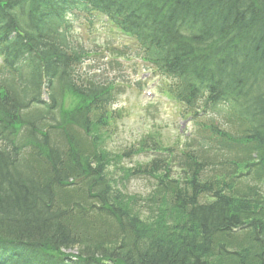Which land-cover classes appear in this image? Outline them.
<instances>
[{
	"label": "trees",
	"instance_id": "1",
	"mask_svg": "<svg viewBox=\"0 0 264 264\" xmlns=\"http://www.w3.org/2000/svg\"><path fill=\"white\" fill-rule=\"evenodd\" d=\"M103 19L137 42L160 88L184 109L206 94L205 105L241 115L238 135L213 122L199 129L203 158L163 147L156 134L113 153L106 141L116 86L84 83L72 33ZM0 59L8 76L0 136L29 127L19 147L0 138L9 148H0V264H264L263 198L233 191L214 172L235 144L250 149L245 165L264 152V0H0ZM45 86V124L29 123L22 112L41 104ZM56 116L63 152L42 133ZM26 145L30 165L19 161ZM151 151L148 164L130 170L156 180L157 213L144 218L114 174L129 175L122 162ZM75 248L77 256L62 251Z\"/></svg>",
	"mask_w": 264,
	"mask_h": 264
},
{
	"label": "rangeland",
	"instance_id": "2",
	"mask_svg": "<svg viewBox=\"0 0 264 264\" xmlns=\"http://www.w3.org/2000/svg\"><path fill=\"white\" fill-rule=\"evenodd\" d=\"M85 35L93 37V35H89V32L86 29ZM78 39L79 44L81 43L83 46L80 45L83 48L86 47V51L90 53V58H86L90 60L85 61L80 67L81 72L88 76V72L93 71L92 67H94L99 73L96 71L95 73H92V75L95 79L99 80L98 82L102 83V81L107 79V76H109V78L115 77V81H118L121 86L122 92L119 91V105L121 106L122 120H117L115 122L118 128L113 131L114 135L110 143V148L113 152L123 149L130 145L132 141L139 140L142 135L148 134L151 131L153 134L159 135L164 144L173 143L174 137L177 135H179L180 140H182V135L184 133H182L180 129L186 128L187 131H190L191 124L178 116V124L174 125L169 110L164 109L162 106L159 107L158 112L156 111L155 113L150 114L149 112L152 109L150 107L145 109L147 106L146 99L141 98L147 96L150 91L143 90V92L139 94V89L137 87L129 85L136 80L141 82L145 77H149L148 74H145L148 70L144 65L138 60L132 62H119L121 60H117V62L111 64L112 62L110 61L112 58L109 54L104 52V48H102V50H99L98 48L99 44L104 42L103 35L101 34L98 35L96 39L88 42L86 36H80ZM112 43V46H114V41H112ZM101 51L103 54H101ZM130 51H133V49H129L128 53ZM122 58L125 59L126 56H123ZM115 63H118L120 66H116ZM138 63L141 65H136ZM135 71L138 72L139 76H137ZM151 84L154 83L151 82ZM43 99L47 101V95H43ZM217 119L220 123L223 122L222 118ZM192 147L194 150H197L195 146L192 145ZM226 155H228V153ZM130 162L131 161H127L124 163H127L128 167H133L136 163L134 160L131 163ZM137 162L141 163L143 162V159L138 158ZM118 182L120 188L122 185L125 186L123 194L126 197H130L131 195L137 197L138 201L135 202L136 206H139L142 209H152V213H157L155 207L147 208L150 204L147 200L153 192L154 181H147V178L144 177H136L129 179L128 182H123L121 180H118ZM70 253L74 254L76 253V250L70 251Z\"/></svg>",
	"mask_w": 264,
	"mask_h": 264
}]
</instances>
